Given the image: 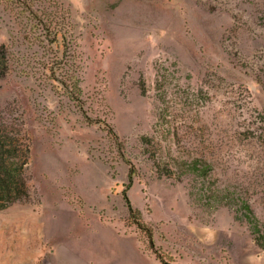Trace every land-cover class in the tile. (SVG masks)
Instances as JSON below:
<instances>
[{
	"label": "rangeland",
	"instance_id": "374dc122",
	"mask_svg": "<svg viewBox=\"0 0 264 264\" xmlns=\"http://www.w3.org/2000/svg\"><path fill=\"white\" fill-rule=\"evenodd\" d=\"M0 41V123L28 153V195L0 209V264H167L129 218L127 159L166 262L264 264L218 201L229 186L264 230V0H0ZM77 79L101 121L70 96Z\"/></svg>",
	"mask_w": 264,
	"mask_h": 264
},
{
	"label": "trees",
	"instance_id": "16d2710c",
	"mask_svg": "<svg viewBox=\"0 0 264 264\" xmlns=\"http://www.w3.org/2000/svg\"><path fill=\"white\" fill-rule=\"evenodd\" d=\"M24 4L26 6L22 7V12H28L35 15L32 18L30 17V20L34 21L35 25H40L41 27L47 29L45 37H52L51 34H53L55 39L60 38L59 34L61 33V29L52 25L53 20H51L50 24H48L44 18H42L37 12H34L31 4H28L27 2H24ZM51 40H53V38H51ZM8 70V47L5 43L0 41V77H4L8 73ZM80 91L81 88L79 86L78 79L77 81L74 80L72 82V88L69 90V94L81 107L86 121L88 123L101 121L93 118L84 110L80 97ZM2 124L3 123H0V209L16 201H20L28 195L27 178L25 177V170L28 163V153L18 144L19 138L11 134L10 131H8ZM106 127L109 134L117 141L118 145L122 147L121 139L114 127L108 122H106ZM126 161L130 163L128 174L129 180L123 190V195L129 208V218L145 233L148 238L149 246L157 253V257H159L161 261L169 264V262H166L163 255L158 252L156 248L153 229L145 221H143L141 211L135 208L132 204L131 198L128 194V189L133 184L136 167L130 160L127 159ZM157 165L160 167L158 162ZM211 165L212 164L205 159H196L189 163L187 169L188 171L194 172L198 175H205ZM240 197L234 196L233 191L230 190L229 186H225L219 194L218 201L223 204L236 206L237 218L248 222L257 243L264 247V230L261 226L259 218L256 216L250 202L247 199Z\"/></svg>",
	"mask_w": 264,
	"mask_h": 264
},
{
	"label": "bare ground",
	"instance_id": "6f19581e",
	"mask_svg": "<svg viewBox=\"0 0 264 264\" xmlns=\"http://www.w3.org/2000/svg\"><path fill=\"white\" fill-rule=\"evenodd\" d=\"M68 257V256H67ZM72 258V257H71Z\"/></svg>",
	"mask_w": 264,
	"mask_h": 264
}]
</instances>
